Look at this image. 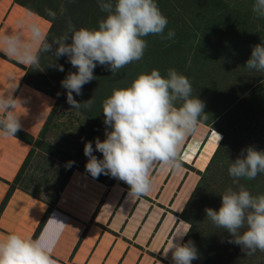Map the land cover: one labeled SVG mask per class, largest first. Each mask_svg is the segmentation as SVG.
Returning <instances> with one entry per match:
<instances>
[{
    "label": "rangeland",
    "instance_id": "rangeland-1",
    "mask_svg": "<svg viewBox=\"0 0 264 264\" xmlns=\"http://www.w3.org/2000/svg\"><path fill=\"white\" fill-rule=\"evenodd\" d=\"M20 1L51 21L49 43L67 32L69 21L77 29H98L99 21L106 17L98 0ZM156 3L168 16L175 33L171 41L192 44L154 49L153 43L146 49L145 59L113 74L97 65L94 69L96 79L83 86L82 95L73 93L79 103L92 99L90 108L82 105L79 109H71L67 103V90L61 86V81L77 69L67 56L57 58L53 55L57 45L53 44L48 53L39 52V66L27 69L24 84L52 101L48 117L52 115L49 120L47 118L44 131L41 130L37 138L32 136L35 153L21 177V185L52 203L71 173L79 170L89 174L85 170L88 159L84 155L85 142H92L95 149V139H105L107 126L103 122L102 104L112 91L130 86L141 73L157 69L166 77L169 69H175L191 82L192 96L205 103L206 114H202L199 122L210 129V138L214 130L222 136L219 146L199 173L200 179L184 213L191 228L184 243L194 242L199 254L192 264H264V252L257 250L255 254L246 255L240 246L228 242L230 235L217 228L205 212V208L218 211L220 195L230 186L238 187L228 168L241 150L248 146L264 150V73L244 66L252 47L264 43V19L252 12L251 0H245L239 8L235 1L238 10L233 11H230L232 6L223 10L202 0H156ZM50 11L55 14L54 18L49 15ZM57 65H62L64 71H59ZM57 140L58 145L54 143ZM93 154L98 159L103 158L98 151ZM69 161L75 163L68 167ZM95 178L107 184L115 180L104 174ZM239 184L253 195L264 194V174L254 180L241 179Z\"/></svg>",
    "mask_w": 264,
    "mask_h": 264
},
{
    "label": "clouds",
    "instance_id": "clouds-1",
    "mask_svg": "<svg viewBox=\"0 0 264 264\" xmlns=\"http://www.w3.org/2000/svg\"><path fill=\"white\" fill-rule=\"evenodd\" d=\"M98 5L106 14L99 21L98 29H77L69 21L67 32L49 43L38 26L32 25L31 37L41 44L35 53L22 45L19 37L2 39L3 50L30 67L39 66L40 51L48 53L53 44L57 45L53 55L67 56L77 69L61 81L71 109L92 106V99L79 103L73 93L82 95L83 86L96 79L97 65L117 73L143 58L147 48L145 37L158 35L162 40H171L175 36L173 30L165 35L168 19L156 0H98ZM252 12L264 19V0H253ZM49 15L55 17L51 11ZM244 66L264 73V43L252 47ZM56 67L64 71L62 65ZM192 91L189 79L175 69H169L166 77L153 69L139 74L130 86L114 89L102 104L103 122L107 126L105 139L101 141L97 137L95 149L92 142H85L84 155L88 158L85 170L93 178L104 174L123 181L133 196L148 195L153 189L150 178L153 166L159 163L162 167L180 170L181 145L196 130L202 114H206L205 103L193 97ZM13 110L9 98L0 97V112L5 116L0 119V134L4 136L15 137L21 129ZM214 132L219 146L222 136ZM94 151L102 153L103 158L98 159ZM74 163L69 161L67 166ZM228 173L238 187L226 188L220 195L219 210L205 208L206 217L217 228L224 229L231 237L228 242L240 246L246 255L257 250L264 252V194L253 195L239 184L241 179L254 180L264 174V150L258 151L252 146L242 149L240 156L231 161ZM48 224L54 225L56 237L66 226L55 218H49ZM188 232L175 236L168 246L173 264H192L199 258L194 242H181ZM54 246L55 240L46 239L43 233L35 240L12 233L0 240V264H57L52 258Z\"/></svg>",
    "mask_w": 264,
    "mask_h": 264
},
{
    "label": "crops",
    "instance_id": "crops-1",
    "mask_svg": "<svg viewBox=\"0 0 264 264\" xmlns=\"http://www.w3.org/2000/svg\"><path fill=\"white\" fill-rule=\"evenodd\" d=\"M32 25L38 26L43 37L51 28L47 18L17 0H0V97L13 103L12 114L18 116L21 130L37 138L53 103L24 84L30 66L8 55L2 43L5 36L19 37L22 45L37 52L41 44L31 37ZM210 136V129L199 122L181 145L182 168L155 164L150 174L153 189L146 196H133L129 186L117 178L107 184L74 171L49 216L66 226L56 237L48 218L38 235L55 240L52 258L57 264H173L168 246L175 236L189 230L184 213L206 166L200 167L199 160ZM30 149L21 139L0 134V206ZM48 209L44 201L15 189L0 213V240L12 233L35 240Z\"/></svg>",
    "mask_w": 264,
    "mask_h": 264
},
{
    "label": "trees",
    "instance_id": "trees-1",
    "mask_svg": "<svg viewBox=\"0 0 264 264\" xmlns=\"http://www.w3.org/2000/svg\"><path fill=\"white\" fill-rule=\"evenodd\" d=\"M235 1L237 2V6H238V8H239V7H242L243 2H244L245 0H202L203 3H204V2H207V3H210V2H211V5H213V6L216 5V7L222 8L223 10H225L226 7H231V6H232V9H230V11L238 10V9H236L237 7L234 6V2H235ZM17 2H18L19 4L25 6V7L28 8L29 10H31V11H33V12L39 14V15H42L41 13H39V12H37L36 10L32 9L31 7H28L27 5H25L22 1L17 0ZM217 4H218V5H217ZM252 4H253V0H251V6H252ZM220 11H221V10H220ZM42 16H43V15H42ZM166 17H168V16H166ZM45 18H46V17H45ZM47 19H48V18H47ZM48 20H49V19H48ZM49 21H50V20H49ZM50 22H51V21H50ZM171 28H172V27H171V24L168 22L167 27H166V29H165V35L167 34V31H168V30H171ZM51 30H52V29L50 28L49 31H51ZM48 34H49V33H48ZM47 36H48V35H47ZM46 38H47V37H46ZM145 39H146V41H147V48H146V49H148V46H152L151 44H153V43H154V46H153L154 49H158V48H171V47H174V48H180L181 46H185V45H186V46H189L190 44H192L191 42H184V43L179 42V43H173V41H171V40H162L161 37L158 36V35H149V36L145 37ZM199 43H200V41H199ZM154 51L156 52L157 50H154ZM152 52H153V51H152ZM152 54H153V53H152ZM145 58H146V50H145V52H144V56H143L142 59H145ZM142 59H141V60H142ZM25 77H26V76H25ZM51 115H52V114H51ZM51 115L48 117V120L50 119ZM42 130L44 131V128H43ZM41 132H42V131H41ZM15 137H17V138L21 139L22 141H24V142H26V143H28V144H31V145H33L32 142L35 141V139H34L32 136H30V135L24 133V132L21 131V130H19V131L15 134ZM41 137H42V136H41ZM43 139H44L45 141H47V142H51V140H50L48 137H43ZM54 143H55L56 145H58V144H59V141L57 140V141H55ZM34 153H35V146L33 145L32 148H31V150H30V152H29V155L27 156V158H26L25 161L23 162V164H22V166H21V168H20V170H19V172H18V174H17L15 180L13 181V183L10 184V189H9V191L7 192L5 198H4V200H3V202H2V204H1V206H0V213H1V212L3 211V209L6 207V205H7V203L9 202V200H10V198H11V196H12V194H13V192H14L15 189L23 190V191L29 193L31 196H33V197H35V198H38V199L44 201L45 203H47V204L49 205V209L47 210L46 214H45L44 217L42 218V220H41V222H40V224H39V226H38V228H37V230H36V232H35V234H34V239H36V238L38 237L40 231L42 230L43 226L45 225L47 219L49 218V216H50V214H51V211H52V207L56 204V202H57L59 196L61 195L62 191L64 190V188H65V186H66V184H67V182H68V180H69V178H70V176H71L72 173L70 174V176L68 177V179L65 181L64 185L62 186V188L60 189V191L58 192V194L55 196V198H54V200L52 201V203H48L47 201L43 200L42 198H40V197H38V196L32 194V193L30 192V189H29L28 187H24V186L21 185V177L24 175L25 168L29 165V163H30V161H31V158H32V156H33ZM188 203H189V202H188ZM186 208H187V207H186ZM190 232H191V228H189V232L187 233V235L185 236V238H184V240H183L184 242H185V240H186V238L188 237V235H189ZM184 242H183V243H184Z\"/></svg>",
    "mask_w": 264,
    "mask_h": 264
},
{
    "label": "bare ground",
    "instance_id": "bare-ground-1",
    "mask_svg": "<svg viewBox=\"0 0 264 264\" xmlns=\"http://www.w3.org/2000/svg\"><path fill=\"white\" fill-rule=\"evenodd\" d=\"M217 145H218L217 144V136H216V134H214V136L211 138L205 152L200 156V160H199V166L200 167H204L207 164L208 159L210 158L211 154L213 153V151L215 150Z\"/></svg>",
    "mask_w": 264,
    "mask_h": 264
}]
</instances>
